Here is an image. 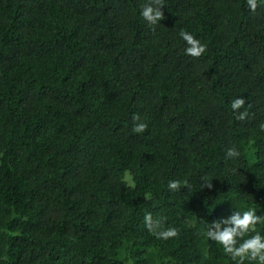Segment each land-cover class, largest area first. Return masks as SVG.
Listing matches in <instances>:
<instances>
[{
    "label": "trees",
    "instance_id": "trees-1",
    "mask_svg": "<svg viewBox=\"0 0 264 264\" xmlns=\"http://www.w3.org/2000/svg\"><path fill=\"white\" fill-rule=\"evenodd\" d=\"M144 3L0 0V264H235L206 222L264 214V0Z\"/></svg>",
    "mask_w": 264,
    "mask_h": 264
},
{
    "label": "clouds",
    "instance_id": "clouds-1",
    "mask_svg": "<svg viewBox=\"0 0 264 264\" xmlns=\"http://www.w3.org/2000/svg\"><path fill=\"white\" fill-rule=\"evenodd\" d=\"M250 6L255 9L256 0H249ZM163 0H145L141 9V15L150 24L159 23L165 15L162 6ZM182 38L188 44L187 51L190 54L199 55L203 51V45L199 44L196 38L187 32H181ZM243 103L242 99H236L233 103L234 108H238ZM243 116V113H241ZM136 122L133 125L135 132H143L147 128V123L135 117ZM264 128V123L260 124ZM239 150L233 146L228 147L225 152V159L234 160L239 157ZM232 171H235L233 169ZM211 180L207 175L201 177L200 188L205 185L211 187ZM189 185L188 181L171 179L168 181V188L177 190L181 185ZM149 228L157 230V235L164 238L175 236L178 229L175 227L162 228L159 220H154L151 215L145 217ZM258 225H264V214L258 213L255 204L247 206H237L236 210L228 215L221 216L218 219L207 221L205 226V235L207 238L217 242L223 251L228 254L235 264H245V261H254L258 264H264V232L258 230Z\"/></svg>",
    "mask_w": 264,
    "mask_h": 264
}]
</instances>
